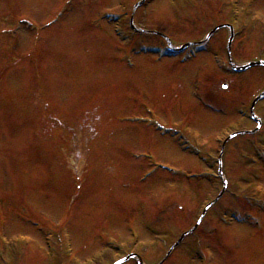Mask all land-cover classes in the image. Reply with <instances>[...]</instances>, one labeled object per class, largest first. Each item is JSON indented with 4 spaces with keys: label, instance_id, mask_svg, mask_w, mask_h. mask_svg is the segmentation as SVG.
Here are the masks:
<instances>
[{
    "label": "rangeland",
    "instance_id": "374dc122",
    "mask_svg": "<svg viewBox=\"0 0 264 264\" xmlns=\"http://www.w3.org/2000/svg\"><path fill=\"white\" fill-rule=\"evenodd\" d=\"M136 1L0 0V264H113L129 250L158 264L193 226L160 264H264V99L253 108L259 129L226 142V194L197 222L221 188L210 174L222 140L255 127L264 67L232 71L227 28L204 52L185 50L184 62L158 60L149 48L164 53L165 37L127 40ZM232 14V62L264 58V0H143L134 23L180 46L234 23ZM145 104L154 112L142 123ZM174 129L178 142L164 134ZM224 208L251 212L261 228L231 222Z\"/></svg>",
    "mask_w": 264,
    "mask_h": 264
},
{
    "label": "water",
    "instance_id": "95a60500",
    "mask_svg": "<svg viewBox=\"0 0 264 264\" xmlns=\"http://www.w3.org/2000/svg\"><path fill=\"white\" fill-rule=\"evenodd\" d=\"M139 4V3H138ZM212 32V31H211ZM211 32H209L208 33V35L207 36H209L210 34H211ZM252 65H264V61H261V60H259V61H252V62H249V63H247V64H244V65H235V66H233L234 67V69H237V70H244V69H246V68H248V67H250V66H252ZM262 96H264V91L260 94V95H258L257 97H255L254 98V100H253V102H252V105H251V112H252V108H253V105H254V103L260 98V97H262ZM252 115H253V113H252ZM253 118L255 119V116L253 115ZM233 135H235V134H232L231 136H233ZM184 236V234H182L181 235V237H180V239L174 244V245H176L180 240H181V238ZM172 248V247H171ZM140 264H142V262L140 261Z\"/></svg>",
    "mask_w": 264,
    "mask_h": 264
}]
</instances>
